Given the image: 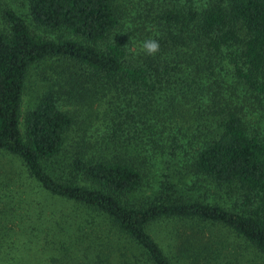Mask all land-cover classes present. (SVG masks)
Returning <instances> with one entry per match:
<instances>
[{
    "label": "trees",
    "instance_id": "trees-1",
    "mask_svg": "<svg viewBox=\"0 0 264 264\" xmlns=\"http://www.w3.org/2000/svg\"><path fill=\"white\" fill-rule=\"evenodd\" d=\"M33 68L43 93L21 121ZM254 102L264 0H0V153L31 180L19 218L35 264H264ZM175 129L186 175L168 172Z\"/></svg>",
    "mask_w": 264,
    "mask_h": 264
},
{
    "label": "rangeland",
    "instance_id": "rangeland-1",
    "mask_svg": "<svg viewBox=\"0 0 264 264\" xmlns=\"http://www.w3.org/2000/svg\"><path fill=\"white\" fill-rule=\"evenodd\" d=\"M126 14L127 15L124 20L125 22L122 23L124 24L122 27L125 29H120L119 31H117V37H127L129 34H131L130 30L127 29L129 28L128 24L130 22L128 23V18L130 14L128 12ZM41 34L45 36V32ZM131 38L132 41L124 42H126L127 45L133 48L138 40L134 39L135 37H133V35H131ZM36 69L37 68H33L31 70L30 77L23 92L21 105V121L23 120L24 114L34 106L38 98H40L43 93V84H45V72L39 73V71H37ZM254 103L262 108L258 111L263 115V117H260V120L257 121V129L262 130L264 128V104L259 105L257 102ZM247 107L249 106L247 105L245 107L246 111H248ZM91 120L93 119L91 118ZM252 121L254 120L252 119ZM173 132L176 133L178 143H180L176 148L177 151L174 155L168 172L174 176H180V173L186 175L187 173L191 172L189 171L188 167H185V164H183V162L179 161V159L189 160L190 158V156H185L186 154H182L187 147L185 141L188 138L189 134H184L188 132L186 129H183L182 131L181 129H175ZM23 170L24 169L18 161L0 153V219L2 218L1 211L3 209L12 210V217L9 221V224L7 225L10 228V231H6V234L0 231V264L36 263L35 254L30 253V255L28 254V251L25 250L30 247L28 241L20 234L22 230L19 215L21 212H23V210L21 209V206L23 204L22 199L26 198V193L30 192L31 190L29 191V189L32 187L31 180L26 179ZM186 177L190 178L189 176ZM231 241L232 239L229 238V240H227V244H230ZM229 248L231 249L232 247L230 246ZM247 260H249V257H247L242 264H247ZM256 260L259 262V264L261 263L260 259Z\"/></svg>",
    "mask_w": 264,
    "mask_h": 264
},
{
    "label": "clouds",
    "instance_id": "clouds-1",
    "mask_svg": "<svg viewBox=\"0 0 264 264\" xmlns=\"http://www.w3.org/2000/svg\"><path fill=\"white\" fill-rule=\"evenodd\" d=\"M145 53L149 56H155L160 51V44L158 40L148 39L142 45Z\"/></svg>",
    "mask_w": 264,
    "mask_h": 264
}]
</instances>
